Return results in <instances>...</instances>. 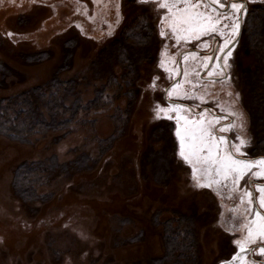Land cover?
<instances>
[{
    "label": "rangeland",
    "instance_id": "1",
    "mask_svg": "<svg viewBox=\"0 0 264 264\" xmlns=\"http://www.w3.org/2000/svg\"><path fill=\"white\" fill-rule=\"evenodd\" d=\"M244 2L221 78L201 66L219 53L201 52L222 39L161 37L151 3L0 0V104L41 121L23 140L0 133V264H237L244 224L264 215V180L198 187L178 155L176 113L159 109L218 117L220 135L248 142L242 159H264V0ZM23 164L41 173L27 192L15 180ZM186 233L192 248L179 249Z\"/></svg>",
    "mask_w": 264,
    "mask_h": 264
},
{
    "label": "snow or ice",
    "instance_id": "2",
    "mask_svg": "<svg viewBox=\"0 0 264 264\" xmlns=\"http://www.w3.org/2000/svg\"><path fill=\"white\" fill-rule=\"evenodd\" d=\"M141 4L151 3L158 16L161 17V37L169 36L177 43H189L203 40L204 37H218L223 44L215 51L218 56L207 55L203 57L202 67L209 69L208 75H216L221 78L227 76L226 69L230 67L229 58L232 55L235 44L238 43L242 28L245 26L248 13L244 0H137ZM226 9V10H224ZM227 21V23H226ZM165 28L168 30L165 31ZM203 51V49H202ZM195 58L196 54H191ZM187 59V57H185ZM221 60L218 69L211 68V61ZM187 76V71H185ZM198 74V73H197ZM195 87V85H193ZM179 85H174L167 91L169 97L176 91ZM183 98H186L183 97ZM173 104L165 109L160 108L159 113L164 114L163 118L171 120V113H176L175 136L179 141V158L183 164L191 167L192 178L198 187L211 188L213 185L242 187L241 182L247 183L246 177L251 175L256 180H264V159H242L248 156V142L236 136L230 142L221 133L229 129L224 126L217 127L220 123L218 117L211 120L205 113L198 117L181 115L187 112ZM158 119L162 118L158 114ZM201 180L204 182L201 183ZM259 194L258 203L264 208V186H257ZM249 205L253 204V194L250 191L244 192ZM244 203V200H241ZM246 211L251 212V209ZM246 236L244 239L236 240L237 253L232 260L237 264H257V261L250 259L249 254L264 257V215L255 213V218L244 224ZM254 245L255 248H250Z\"/></svg>",
    "mask_w": 264,
    "mask_h": 264
},
{
    "label": "trees",
    "instance_id": "3",
    "mask_svg": "<svg viewBox=\"0 0 264 264\" xmlns=\"http://www.w3.org/2000/svg\"><path fill=\"white\" fill-rule=\"evenodd\" d=\"M255 25L256 27L258 26L257 23H254V26ZM258 29L259 27L256 29L257 33L259 31ZM256 32L253 30L251 36H257ZM144 34L145 35H143L142 38L144 40L148 39V35L146 33ZM257 46L259 48V51H264V41L260 40V44H257ZM23 102H25L26 104L28 103L27 101ZM0 111L2 112V114H0V133L13 140H23L28 135V133H31L35 130V125L37 126L41 122L38 118V114H33L32 112H29V114H27L23 110L17 108V106H11L7 102L4 104H0ZM40 177L41 173L37 169L35 170L33 166L28 164L19 166L15 174L16 184L18 187L23 188L24 192L29 191L30 187L37 183V181H39ZM170 235L172 241L175 242L177 235L175 234L174 230L172 232L170 231ZM185 236H187V238H190L188 233H186ZM190 241L191 238L186 244H183V246L179 247V249H191L192 245ZM174 242L172 243L174 244ZM174 250H176V246L174 247Z\"/></svg>",
    "mask_w": 264,
    "mask_h": 264
},
{
    "label": "flooded vegetation",
    "instance_id": "4",
    "mask_svg": "<svg viewBox=\"0 0 264 264\" xmlns=\"http://www.w3.org/2000/svg\"><path fill=\"white\" fill-rule=\"evenodd\" d=\"M231 2V1H230ZM246 3V2H245ZM224 10H226V9H224ZM242 31V30H241ZM240 36H241V34H240ZM240 36H239V38H240ZM238 38V39H239ZM213 42H214V45L213 46H211V49L208 51V52H201V53H209V52H211V54H216L217 52L215 51V49H217L218 47H219V40H217V39H215L214 40V38H213ZM215 43H216V45H215ZM200 51V50H199Z\"/></svg>",
    "mask_w": 264,
    "mask_h": 264
}]
</instances>
